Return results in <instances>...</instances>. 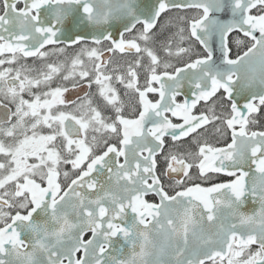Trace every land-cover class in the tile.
I'll use <instances>...</instances> for the list:
<instances>
[{"label": "snow or ice", "instance_id": "6c2138e0", "mask_svg": "<svg viewBox=\"0 0 264 264\" xmlns=\"http://www.w3.org/2000/svg\"><path fill=\"white\" fill-rule=\"evenodd\" d=\"M0 264H264V0H0Z\"/></svg>", "mask_w": 264, "mask_h": 264}]
</instances>
